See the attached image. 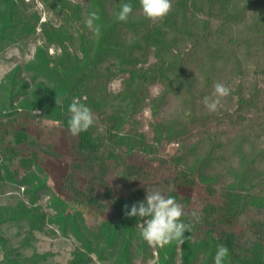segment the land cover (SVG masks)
Instances as JSON below:
<instances>
[{"label": "trees", "instance_id": "1", "mask_svg": "<svg viewBox=\"0 0 264 264\" xmlns=\"http://www.w3.org/2000/svg\"><path fill=\"white\" fill-rule=\"evenodd\" d=\"M41 1L59 20L43 16L36 0H32L33 10L27 0H0V52L28 35H39L40 42L33 59L25 66L18 64L4 78L0 86L9 93L0 102V112L10 107L48 110L51 119L68 126V105L73 97L90 107L95 122L78 135L73 164L92 180L87 189L70 186L94 204L100 198L92 194V185L107 182L106 173L111 169L107 159L115 161L119 154H134L138 148L148 153L155 150L159 156L162 143L182 140L184 153L170 154L177 167L185 163L177 169L184 179L175 176V184L203 181L216 194L218 176L207 170L217 162V172L226 177L221 194L225 203L212 212L235 228L224 227L215 234L210 231L198 240H194L192 228L185 232L182 245L174 241L158 246L155 255L137 232L140 218L125 215V205L130 209L139 202L136 196L117 201L120 221L98 226L60 197L53 198L50 205L60 211L47 221L59 224L65 236L74 234L85 242L70 264H108L105 250L115 245L121 254L111 258L113 263L133 264L129 255L133 242H138V259L145 255L149 264H213L221 244L229 249L225 264H264V0H171V11L158 21L142 15L139 0ZM122 3L133 6L126 22L116 19ZM92 11L99 19L89 28L85 21ZM24 69L31 72L33 89ZM116 81L123 85L117 86ZM217 82L228 87L230 95L210 112L202 100L211 96ZM155 84L159 85L157 93L152 92ZM19 93L22 98H16ZM56 99L62 104L57 105ZM145 108L150 117L145 116ZM22 133L23 137L17 134L18 142L28 138ZM105 140L113 148L97 173ZM32 155L35 157L28 153V158ZM128 169L130 175L142 170L134 164ZM28 177L35 184L32 188L44 183L34 170ZM31 201L36 204L37 199ZM20 205V209L12 207L8 218L33 225L35 217L30 212L37 209V218L46 221L47 213L38 205L30 208L24 201ZM3 219L0 217V223ZM181 220L190 223L186 216ZM241 220L247 221L243 229ZM70 222L75 226L73 232ZM240 233L248 234L247 241ZM98 234L104 242L94 241Z\"/></svg>", "mask_w": 264, "mask_h": 264}, {"label": "rangeland", "instance_id": "2", "mask_svg": "<svg viewBox=\"0 0 264 264\" xmlns=\"http://www.w3.org/2000/svg\"><path fill=\"white\" fill-rule=\"evenodd\" d=\"M27 1H30V9H35L36 5L32 0ZM76 1L85 2L86 0ZM36 2L43 10V16L51 15L54 19L59 20L54 14V10H50L41 0H36ZM261 7L264 9L263 5ZM261 7L259 6V9ZM39 43V35H28L11 43L0 52V85L6 75L13 71L18 64L25 66L28 61L33 59ZM54 50L50 49V51ZM30 74V71L24 69L23 75L30 79L32 85L29 88L33 89L34 82ZM6 83L8 84V80ZM115 84L120 87L123 82L116 81ZM158 90L159 85H153L152 92L157 93ZM8 93V88L0 86L1 103L5 102ZM18 96L22 98V93L16 95V98ZM48 113V110L44 112L40 109L13 107L0 112V217L4 218L0 223V264H70L76 249L82 247L85 242L74 234L65 236L59 229V224L47 221L48 218L60 211L55 212V205H50L52 199H59L58 197L68 203L71 209L80 211L84 217L98 226L109 220L118 219L120 221L121 206L117 207L116 205L119 199H129L134 195L139 201H143L147 189L160 191L166 197H172L177 203L183 205L185 216L189 222L193 223L194 240L204 238L210 231L215 234L216 231L224 227L235 229L223 223L220 216L212 212L214 207L225 203L223 198L221 200V194L226 177L221 170L220 173L217 172V162L213 161L207 170L212 173L213 177L218 176V182L214 185L218 189L216 194H213L203 181L194 182L193 185L175 184L174 178L178 176L180 170L177 169L184 167L185 163L183 162L181 166L177 167L170 154L178 152V150L179 154L184 153L182 140L179 143H162L163 145L158 150L160 151L159 156L155 150L148 153L138 148L134 150V154L126 156L119 154V159H114L115 161L107 159L108 166L111 168L106 173L108 174L107 182L98 181L92 185V194L98 196L100 201L96 204L86 201L70 186L87 189L90 180H92L86 171L80 170L73 164L74 147L77 144L78 135L72 136L64 122L51 119ZM145 116H151L148 108H145ZM22 131L28 138L25 142H18L17 134L21 133L23 137ZM99 133H102V130ZM110 148L112 149L113 145L110 141L105 140V145H101L99 153L101 158L97 160V173L101 171L103 159L109 157ZM28 153H35V157L32 155L28 158ZM132 164L140 166L142 170L130 175L128 167ZM31 170L43 177L44 183L38 188H32L35 184L31 178H27ZM179 179H184V177H179ZM139 189H143L144 192H140ZM32 197L37 199L36 204L31 201ZM220 200L221 203H219ZM23 201L30 208H33L34 205L41 207V211L47 213L46 221L43 223L37 218V209L30 212L31 218L35 217L33 225L27 220L8 218L12 207L17 206L20 209V203ZM192 211H196L200 215L198 223L192 221L190 215ZM132 225L136 228L134 224ZM246 225V220L240 221L241 229ZM69 226L72 229L70 232H73L75 226L72 222L69 223ZM137 232L140 234V231ZM240 234L244 241H247L248 234ZM94 241L96 243L104 242L99 234L95 235ZM137 243L133 242L130 245L131 262L133 264H149L148 259L150 258H146L145 255L138 259ZM116 246L113 249L108 246L105 250L110 260L105 261L106 263L114 264L111 258L121 254L119 247ZM157 247H150L155 250V255H157ZM92 256L95 260L97 259L95 253Z\"/></svg>", "mask_w": 264, "mask_h": 264}, {"label": "clouds", "instance_id": "3", "mask_svg": "<svg viewBox=\"0 0 264 264\" xmlns=\"http://www.w3.org/2000/svg\"><path fill=\"white\" fill-rule=\"evenodd\" d=\"M142 15L151 20H163L172 9L171 0H139ZM133 13V6L130 3H122L116 19L126 22ZM99 19L96 11H92L85 23L92 28L94 22ZM98 32L99 28L96 27ZM230 95V89L223 83L217 82L213 86L211 96H205L202 100L205 108L215 112L221 105V100ZM57 105L62 101L56 99ZM70 118L68 119V131L72 136L87 132L94 124V114L90 107L82 103L80 98L73 97L68 105ZM37 115V113L35 112ZM127 217H139L141 222L137 224L141 238L150 246H166L172 242L182 245L185 242V232H191L193 223H184L181 218L186 215L183 205L176 202L172 197H166L160 191H149L143 201L136 202L130 206L125 205ZM192 221L199 222L200 215L196 211L191 212ZM188 237L187 239H189ZM229 249L221 244L217 246L213 264H225Z\"/></svg>", "mask_w": 264, "mask_h": 264}, {"label": "bare ground", "instance_id": "4", "mask_svg": "<svg viewBox=\"0 0 264 264\" xmlns=\"http://www.w3.org/2000/svg\"><path fill=\"white\" fill-rule=\"evenodd\" d=\"M239 116V115H238ZM238 121V120H237ZM232 123V122H231ZM232 126V125H231Z\"/></svg>", "mask_w": 264, "mask_h": 264}]
</instances>
